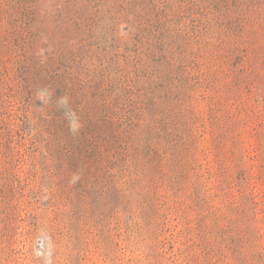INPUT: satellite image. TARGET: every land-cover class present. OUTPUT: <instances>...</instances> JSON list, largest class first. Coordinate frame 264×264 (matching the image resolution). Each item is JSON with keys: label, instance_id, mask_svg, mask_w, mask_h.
I'll return each mask as SVG.
<instances>
[{"label": "rangeland", "instance_id": "rangeland-1", "mask_svg": "<svg viewBox=\"0 0 264 264\" xmlns=\"http://www.w3.org/2000/svg\"><path fill=\"white\" fill-rule=\"evenodd\" d=\"M0 264H264V0H0Z\"/></svg>", "mask_w": 264, "mask_h": 264}]
</instances>
